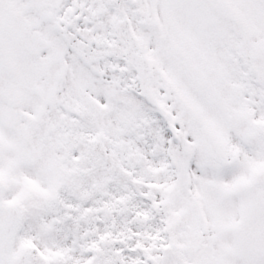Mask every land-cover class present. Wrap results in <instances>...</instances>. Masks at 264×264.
Segmentation results:
<instances>
[{
  "label": "snow or ice",
  "instance_id": "snow-or-ice-1",
  "mask_svg": "<svg viewBox=\"0 0 264 264\" xmlns=\"http://www.w3.org/2000/svg\"><path fill=\"white\" fill-rule=\"evenodd\" d=\"M0 264H264V0H0Z\"/></svg>",
  "mask_w": 264,
  "mask_h": 264
}]
</instances>
